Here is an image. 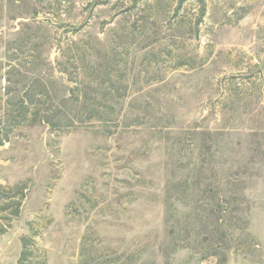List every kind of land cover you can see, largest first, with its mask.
<instances>
[{
  "label": "rangeland",
  "instance_id": "rangeland-1",
  "mask_svg": "<svg viewBox=\"0 0 264 264\" xmlns=\"http://www.w3.org/2000/svg\"><path fill=\"white\" fill-rule=\"evenodd\" d=\"M0 63V264H264V0H0Z\"/></svg>",
  "mask_w": 264,
  "mask_h": 264
},
{
  "label": "trees",
  "instance_id": "trees-1",
  "mask_svg": "<svg viewBox=\"0 0 264 264\" xmlns=\"http://www.w3.org/2000/svg\"><path fill=\"white\" fill-rule=\"evenodd\" d=\"M0 71L2 72V67ZM1 77L2 73L0 75ZM9 94L10 92L7 91L2 95L6 96L5 101L7 104H4L2 102L3 97H0V146L11 140L20 125L32 119L29 99L20 98L18 102L14 103L11 97H9ZM24 197V183L0 186V235L5 233L11 226L13 218L19 216ZM23 244L24 249L21 253L19 264H24V259L28 256L27 239L24 240Z\"/></svg>",
  "mask_w": 264,
  "mask_h": 264
}]
</instances>
